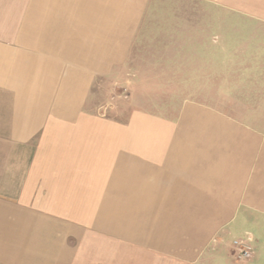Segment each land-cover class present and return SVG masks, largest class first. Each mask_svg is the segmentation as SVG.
<instances>
[{"label":"crops","instance_id":"0c3cea01","mask_svg":"<svg viewBox=\"0 0 264 264\" xmlns=\"http://www.w3.org/2000/svg\"><path fill=\"white\" fill-rule=\"evenodd\" d=\"M127 69L175 111L99 115ZM0 264H264V0H0Z\"/></svg>","mask_w":264,"mask_h":264},{"label":"rangeland","instance_id":"374dc122","mask_svg":"<svg viewBox=\"0 0 264 264\" xmlns=\"http://www.w3.org/2000/svg\"><path fill=\"white\" fill-rule=\"evenodd\" d=\"M139 73H148L145 62L135 63ZM135 69L120 71L118 75L105 78L98 85V114L115 115L126 118L132 111L170 115L178 102V94L160 91L162 78L155 76H133ZM129 73L131 75H129ZM218 96H223L226 84L235 83L242 78H217ZM169 81V82H166ZM176 77L165 78L164 84H175ZM222 94V95H221Z\"/></svg>","mask_w":264,"mask_h":264},{"label":"built area","instance_id":"2783aa9c","mask_svg":"<svg viewBox=\"0 0 264 264\" xmlns=\"http://www.w3.org/2000/svg\"><path fill=\"white\" fill-rule=\"evenodd\" d=\"M232 255L237 261L248 262L254 256V248L251 245V238L236 239L231 244Z\"/></svg>","mask_w":264,"mask_h":264}]
</instances>
